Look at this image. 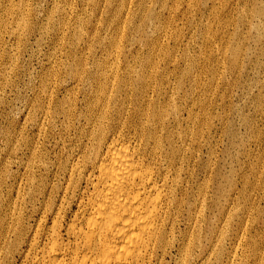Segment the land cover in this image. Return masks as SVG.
I'll use <instances>...</instances> for the list:
<instances>
[{
  "label": "bare ground",
  "instance_id": "obj_1",
  "mask_svg": "<svg viewBox=\"0 0 264 264\" xmlns=\"http://www.w3.org/2000/svg\"><path fill=\"white\" fill-rule=\"evenodd\" d=\"M210 1L209 14L207 13L205 21L201 22L203 20L201 19L199 23L195 18L197 0H172L170 5L168 0H87V5L93 11H100V17L108 12L113 2H117L110 15V23H115L116 26L112 34L104 35L99 42L104 48L106 43L108 47L110 46L109 49H105L104 56L97 57L95 54L96 34L90 31L92 35L86 41L90 57L74 56L71 58V65L67 67L72 77V96L65 100L64 104L62 103L61 109L65 120L72 118V125L76 122L74 120H77L75 127L82 136L75 147L77 153L72 156L66 182L64 181L63 189L61 188L62 194L56 201L47 198L40 214L38 213L33 222H30V219L25 221L19 211L22 207L20 202L25 196L32 195L37 186L31 169L26 176H23L22 182L18 183V186L15 185L12 190L15 191V198L8 203V210H2L0 191V264H168L170 259L174 258V251L177 254L174 264H205L210 260V256L213 257V264H220L223 257L228 260L230 251H226L224 242L227 239L226 232L230 227L232 215H227L225 219L222 217L225 225L219 232L213 226L208 232L203 231L201 221L205 214L203 215L201 208L204 197L202 198L200 194L194 197L188 191L187 183H184V176H181V171L185 170L183 168L185 156L188 152H191V156H195L196 151L199 150L198 146H201L202 127H209L210 120H214L208 108L214 102L213 96L217 87L215 79L219 74L218 58L216 56L208 58L206 54L202 57L193 56L189 52V46L182 54L176 56V52H172L168 47L173 41L177 48L183 37L181 27L187 25L193 27L201 25L198 26L203 42L202 47L199 44L200 49L213 44L221 34H230L234 28V21L226 18L227 16L222 18V15L230 14L231 7L233 8L232 0ZM155 5L159 7L158 11L154 8ZM182 5H185L188 15L185 14L186 16L177 19ZM234 5L237 7L236 4ZM11 6L7 8L9 14L13 11L19 12L16 19L17 29L12 30L21 37L29 24L27 23L29 22L28 7L25 3L20 7ZM166 8L170 16L161 20V10ZM67 12L63 11L59 21L62 31L70 26L69 22L67 23ZM247 14L248 11L245 10L243 15H240L239 24L236 25L237 31L248 25ZM174 18L178 22L173 28ZM145 25L150 28L151 34L156 32L157 37L148 46L147 52L142 53L134 49L137 47L132 44H135L136 34L141 32ZM74 26H72L74 27L72 38L76 43L82 40L83 31L81 27L75 24ZM130 33L133 34L129 36ZM126 42H130L129 48H126ZM179 50L180 48L177 51ZM217 52H222L221 46L217 48ZM228 70L231 71V68ZM52 72L55 76L58 68L53 69ZM235 83L239 84L238 81ZM42 84L43 94L48 98L49 103L53 102L55 98L52 93L53 83L50 85L47 80ZM206 87L209 88L208 93L204 92ZM45 114H48L47 110ZM44 117L47 118L45 115ZM81 119L84 120L82 124ZM208 127L206 130L211 128ZM197 155L199 156V153ZM185 180L188 182V179ZM25 185L28 186V190L25 189ZM203 186H201L203 189L206 188ZM42 196L44 200L47 195L43 193ZM205 206L204 208H207ZM233 208L235 210V207ZM183 220L186 226L181 228L180 224ZM243 230L240 235L237 233L236 238L234 237L235 241L231 249L233 258L226 264H248L250 254L253 255L251 264H264V253L259 248L258 240L256 241L252 236L247 238L245 236L247 230Z\"/></svg>",
  "mask_w": 264,
  "mask_h": 264
},
{
  "label": "rangeland",
  "instance_id": "obj_2",
  "mask_svg": "<svg viewBox=\"0 0 264 264\" xmlns=\"http://www.w3.org/2000/svg\"><path fill=\"white\" fill-rule=\"evenodd\" d=\"M198 1L199 0H197L198 6L195 18L200 23L201 19H203L201 21L203 22L208 16L211 1ZM171 2L172 0H168L169 5L171 4ZM232 2L233 8L231 7L232 10L230 11V14H226L225 16L222 15V18H225L227 16L226 18L232 19L234 21V28L230 31V34L223 33L218 37V39L214 41L213 44L207 45V48L205 47L200 49V47H202L203 45L201 37L202 34L200 33L199 28L201 27V25L199 24L197 25V27L195 25L197 29L191 25H187L185 27H181L183 29V43L181 41L179 44H177V48H180L179 52L177 51L178 49L176 48V44L173 43V41H171L168 45L169 50H171L172 52H176V56L182 54L187 46H189V52L193 56L197 57L199 55V57H202L204 54H206L208 58H211L213 56H216V58H218L217 68L219 69V74L215 79L217 87L215 96H213L214 102L208 108L210 111L207 109L208 112H211L210 114L213 116L214 120H210L211 124H209V127L211 128L207 126L209 130H206L207 127H202L203 141L201 142L203 143V145L201 143V146H198L199 150L196 151L197 154L199 153V156L197 154L195 156H191V152L187 153V155L185 156L186 159L183 162V168L185 170L181 171V176H184V183H187L186 185L189 188L187 189L194 195V197L197 194H200L202 198L204 197V202H202L203 206H201L202 208H204L206 204L205 207L207 208H204V210H202L201 208V211L204 212L203 215L205 214L204 216H202L201 221L202 227L204 228L203 231L208 232L209 230H211V226H213V228H215L219 232L221 229H224L222 227L225 225V223L223 222L225 217L227 215H232L230 216V218H232L233 220H230L231 225L229 224L230 227H228L226 232L227 239H225L224 242V248H227L226 251H230L228 260L233 258V255L231 254L233 242L235 241L234 239L236 238V234L238 233V235H240L242 233V228H244V230H247L245 232V236L247 238L249 236H252L254 239H256V241L258 240L257 242L259 243V248L262 250V253H264V183H262L264 181V0H232ZM24 3L28 7L29 22L27 23L29 24L25 33L23 32L24 34L22 33L20 37L17 36L13 31L17 29L16 19H18L19 12L13 11L11 13V16V14L7 12V8L11 5V7H20ZM234 4H236L237 7H235ZM116 5L117 2H113L112 6L108 8V12L103 13L104 15L100 17V11H93L87 5V0H0V37L2 36L0 38V72L5 69L2 73H0V184L2 185L0 186V191L2 195L1 201L3 204L2 210H6L9 207L8 203L14 200L15 191L12 190H14V188L22 182V179L24 178L23 176H26L27 173L30 172V169L32 170L31 173L34 175L33 178L34 181H36L35 183L37 186L34 190V195H30L27 191L29 195L25 196V199L20 202V207H22L19 211L25 221H28L30 219L29 221L33 222V220L38 216V213L40 214L41 207L43 206V203L47 198H49L50 201H52V199L56 201L62 194V189L68 176V170L72 163V156L77 153L75 147L80 142V139L82 137L80 135V132L75 127L77 124V120H74L76 122H74L72 125V118L70 120H65L63 116L64 113L61 109L62 103L65 102V100H67L70 96H72V77L67 67L71 65V58L74 56L81 55L90 57V52L87 50L86 41L88 40V37H90L93 33H95L97 37H95L96 42H94V48L96 49H94L95 54L97 55V57L105 55V49H109L110 46L108 47L106 43V48H104L103 46L99 45V42L102 40L104 35H110L113 33L112 31L113 28H115L116 24L110 23V15ZM154 8L157 9V11L159 9L157 5H155ZM245 10L248 11V14L246 15L248 25L241 27L237 31L236 25L239 24V19L241 18L240 15H243ZM63 11H68V18H66L67 23L69 22L68 25H70L64 31H62V29L59 27V21L62 17ZM167 11V8L163 9V11L161 10V20H164L166 17L170 16L169 11ZM186 11L187 10L185 5H182L181 13L176 18L178 19L179 17H183L185 14L188 15ZM87 13L88 15H86ZM199 16L204 18H200ZM176 18H174V25L172 24L173 28L176 27V24L178 22ZM74 24L78 27H81L83 31V38L81 41H76L77 44L72 38V34L74 32L73 30L75 27ZM72 26L74 27L72 28ZM149 27L145 25L142 31L136 34L134 40L135 44H132L134 47H137L134 49H138L142 53L147 52L148 46L151 45L152 41H154L157 37L156 32H152L153 34L150 33L151 31ZM190 27H192L193 29H191ZM216 28L217 27L215 26L214 29ZM43 29L45 31H43ZM90 31L92 32V34H90ZM65 32L67 33L65 34ZM238 33H240V36H238ZM132 34L133 33H130L129 36H131ZM188 38L191 42H189ZM129 43L130 42H126V48L130 47ZM74 45H76V48H74ZM184 45H186V47ZM220 46L222 47V52L218 53L217 48ZM69 51L72 53H70ZM69 54L71 55L68 56ZM55 68H58V72L55 76H53L52 71ZM229 68H231V71L228 70ZM7 70H9L11 73ZM59 79H61V81ZM47 80L48 82H50V85L53 83L52 93H54L55 98L51 103L48 102V98L45 97V95L43 94L44 92L42 91V83ZM237 81L239 82V84L235 83ZM208 90L209 88L206 87L204 89V92L208 93ZM30 104L32 107L29 106ZM34 106H36V108ZM46 110L48 111L47 115L45 114ZM49 114L52 118L49 116ZM44 115L47 116V118H45ZM48 123L51 125H48ZM82 123H84L83 119H81V124ZM42 136L44 139L42 138ZM256 141H258V143ZM36 144H38L39 146ZM213 147L214 150L212 151ZM34 148L36 150H34ZM212 153L213 158L211 157ZM29 161L30 163H27ZM208 162H210L211 165ZM206 164L212 167H208ZM43 166L45 169L43 168ZM3 168L5 169V171H7L5 172ZM208 168H213V170H208ZM260 173L262 174V176L260 175ZM185 175H187L188 177ZM208 175L209 177L211 176V179H209ZM255 176L257 178H255ZM185 179H188V182H185ZM39 181L42 184H40ZM47 181L49 183H47ZM207 182L208 185L206 186ZM203 184L207 189L203 186ZM201 186H203L204 189ZM27 187L28 186L25 185L26 190H28ZM200 189H203L204 192ZM43 193L45 194V196L47 195L46 197H44V200L42 196ZM204 195L207 196L205 197ZM250 198L252 200H250ZM257 201L260 203L258 204ZM38 204L39 206H37ZM233 207H235V210ZM245 209L248 212L245 211ZM245 223L247 224V226ZM185 226L186 222L185 220H183L180 224V227L184 228ZM257 236L259 237L257 238ZM245 247L247 248V246ZM243 255H245V252L243 253ZM176 256L177 254L174 251V258L170 259V262L168 264H174ZM228 260L223 257V260L220 262V264H226ZM249 260L250 261H248V264H251V262L253 261L252 254L249 255ZM212 261L213 257L210 256V260H208L205 264H213L214 262L212 263Z\"/></svg>",
  "mask_w": 264,
  "mask_h": 264
}]
</instances>
